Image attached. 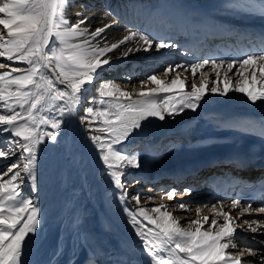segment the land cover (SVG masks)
I'll list each match as a JSON object with an SVG mask.
<instances>
[{"label": "snow or ice", "instance_id": "obj_1", "mask_svg": "<svg viewBox=\"0 0 264 264\" xmlns=\"http://www.w3.org/2000/svg\"><path fill=\"white\" fill-rule=\"evenodd\" d=\"M74 6L75 0H0V264H35L33 257L43 239L38 152L48 141L57 143L66 120L77 115L89 133L86 139L91 141L97 163L102 162L100 174L119 190L118 198L139 237L146 264H264V247L233 251L237 228L247 225L245 230L264 232V220L237 223L245 214L264 213V206L253 208L251 202L235 198L225 211L223 203L208 207L200 201L196 218L183 226L168 205L141 206L142 199L147 202L154 197L129 196L128 189L141 180L124 179L130 175L125 169H139L143 162L126 147H117L149 118L164 121L185 110L196 112L208 93L226 97L237 92L252 104L264 102V30L230 32L238 43V54L232 59L170 64L160 74L146 75L139 91L129 92L115 81L102 80L105 66H112L110 53L119 49V60L139 51L160 52L178 45L171 38L128 26L122 38L109 43L103 34L119 22L111 6L100 17L103 26L94 30L85 26L90 19L85 13L91 11L87 4L79 5L82 11L76 13L75 22L69 20L67 9ZM218 10L229 16L264 18V0H223ZM109 18L110 22H104ZM180 70L190 71V85ZM96 81H101L97 94L88 95ZM232 126L246 131L258 128L264 136V121L259 125L238 121ZM26 183L27 193L23 191ZM260 188L264 191V183ZM162 191L172 200L191 195L194 189ZM129 199L135 201V209L127 207ZM172 207L192 211L188 203ZM204 208L212 215L203 214ZM234 209H239V216L230 214ZM259 244L264 245V240ZM245 254L254 259L243 260ZM95 255L89 264H96Z\"/></svg>", "mask_w": 264, "mask_h": 264}, {"label": "bare ground", "instance_id": "obj_2", "mask_svg": "<svg viewBox=\"0 0 264 264\" xmlns=\"http://www.w3.org/2000/svg\"><path fill=\"white\" fill-rule=\"evenodd\" d=\"M222 2L223 0H75V6L69 7L66 15L70 21L75 22L76 13L82 11L79 5H89L91 11L85 14L90 19L85 26L94 30L103 26L100 17L105 8L110 5L119 22L103 34L107 42L111 43L122 38L124 28L128 26L141 31L147 30L153 35L171 38L178 45L176 48L162 49L160 52L139 51L119 60L117 59L120 55L119 49L110 53L112 66H105L102 80L115 79L129 82L139 72L138 70L156 64L155 60L162 59L163 63L173 61L177 53L189 48L190 41L195 38L188 34V29L196 32L194 35L196 39H200L201 44L203 43L201 33L211 39L210 42H219L225 36L233 37L229 34L230 32L264 30V18L221 14L218 5ZM71 8L74 10L70 11ZM193 14L198 17V21L189 20ZM110 19L104 22H110ZM187 24L190 26L188 29ZM196 50L198 49H193L191 46L189 55L194 56L192 55L194 53L196 54L194 57L205 58L203 51L195 52ZM127 77L131 79H126ZM74 118L70 117L66 120L57 143L48 141L43 145L45 161L49 164L50 170L48 169L49 173L43 174L46 187L43 191L39 187L38 196L41 195L39 201L44 219L41 225L43 239L33 259H40L38 264H86L95 253L94 259L98 264H132L140 261L143 259L144 252L139 237L135 235L134 229L128 222L129 217L123 210L124 205L118 198L119 190L114 189L109 177L100 174L102 162L97 163L93 146L88 143L87 136L83 138L80 136V125L74 122ZM238 121H252L259 125L261 121H264V102L258 101L252 104L242 93L229 92L226 97L208 93L196 112L185 110L175 119L166 117L164 121L149 118L142 122L141 128L135 130L127 141L117 147L146 143L144 139H148V143H157L167 136L178 140L185 138L190 144L198 139L195 147L175 148L176 151L173 150L167 156L157 154V158H153L152 161L156 164L160 162L164 166H170L175 162L186 169L194 168L195 171L202 167L197 176H188L185 172L182 176L186 177H180L187 183L201 182L205 172H210V179L215 174L225 173L229 165L226 166L224 160L221 161L224 165L218 164V161L223 158L233 161L235 164L233 168L238 165L237 160L264 164V136L259 134L258 128L246 131L233 127L232 125ZM171 143L176 142L172 140ZM214 162H217L216 167H206ZM135 170V168H126L125 172L130 175L125 178L132 179ZM160 175L162 173L151 175L155 184L159 181L157 179ZM135 177L142 181V176ZM43 178L42 182H44ZM181 180L178 183H181ZM174 181H176L175 178ZM71 191L77 194L74 200L83 199L84 202L79 210V218L76 217L77 213L74 214L75 211H70L74 205L66 204L69 202L66 199H70L67 198V194L68 196L70 194V197L73 194ZM207 196L211 195L207 194ZM209 199L203 197L199 201L211 207ZM221 201L217 203H222ZM227 202L231 203V200ZM146 205L148 204H143L144 207ZM195 206L201 205L198 203ZM127 207L133 209L128 201ZM236 210L239 209L231 211L235 217L239 216ZM203 214L212 215L208 208H204ZM242 217L264 220V213L253 212L251 215L245 214ZM187 219L189 218H183L181 221ZM78 223L81 224L76 228ZM74 228L77 229H75L76 233L73 231ZM260 234L264 235V232ZM242 259L254 258L245 254Z\"/></svg>", "mask_w": 264, "mask_h": 264}, {"label": "rangeland", "instance_id": "obj_3", "mask_svg": "<svg viewBox=\"0 0 264 264\" xmlns=\"http://www.w3.org/2000/svg\"><path fill=\"white\" fill-rule=\"evenodd\" d=\"M73 10H74V8L70 9V11H73ZM190 17L191 18L189 20L198 21V17H196L195 14L191 15ZM186 26H187V28L190 27L188 24ZM0 27L2 28V26H0ZM187 32L191 36L192 33H190L189 29H188ZM195 34H196V32H195ZM221 36H218V37L221 38ZM192 37L195 38L194 36H192ZM193 42H194V40L190 41L189 44H191ZM191 46H193V48H194V45H189V48H187L188 50L187 49L186 50L185 49L181 50L179 53H177L175 55V58H174L173 61L171 60L169 62L166 61V63H163L162 59H157V61L155 60L156 64H154L153 66L148 67V68H141L140 70H138L139 72L136 75H134L133 79L131 81H129V82H123V81L115 80V79H111V81H115L117 84H119V86L122 89H124L126 91H129V92L139 91L140 90L139 82L148 74H152V73L160 74L170 64H172V65H175V64H178V63L179 64H187L189 62H199L200 60L204 59L203 56H201V58L198 57V56L194 57L196 55L194 53H192V55H194V56L189 55V52H190L189 49H191ZM201 48H202V46H201ZM201 48H199V50H196L195 52L200 51ZM209 51L210 50L208 48L207 53H209ZM205 70H207V69H205ZM180 71H181V78L187 77V83L190 85L192 83V81H193V77L191 76L190 71L189 72H183L182 70H180ZM210 75H213V74L210 73ZM197 76H199V73L197 74ZM161 78L163 79L164 77L161 76ZM232 79L235 80L236 77L233 76ZM100 82H96V83L94 82L93 85L89 86L90 91H89L88 95H96L97 94L96 93V88L99 86ZM196 82H197V84H199V80L198 79H197ZM222 86L223 85H221V87ZM148 87H153V85H149ZM209 87H211V85H209ZM144 90H147V88H145ZM188 90H190V88ZM234 93L237 94V92H234ZM133 99H138V97L134 96ZM83 106H84V104L82 102L81 109L83 108ZM80 114H82V112ZM203 116H205V114H203ZM73 118H74V116H73ZM74 122L76 124L80 125V127L78 125L79 131H80L79 134H80V136L82 138L89 135V133L85 131V128L83 126L81 127L80 120H79V115L75 116ZM0 138H2V137H0ZM172 140H175L176 143L172 144L171 143ZM197 140L193 141L190 144V142L187 141L185 138H180L178 140L177 138L174 139V137H172V136H167L166 138L161 139L157 143H148V139H144V141H146V143H141V144L137 143V144H134V145H127V146L121 147V148H125L126 147L127 150L130 153L138 155L140 160L143 162L142 163V167L135 170L134 177L132 178V179L138 178V177H135V176H139L140 175V176H142V181L139 184H133L132 187H130L128 189L129 196H132V195H135V194L139 193L142 197H154V199L149 200L147 202H145L142 199L141 206H143V204H146V203L148 204V205H146V207H152V206L160 205V204L168 205L169 206V210L172 211L173 215L177 219L180 220V222H181V224L183 226H186L187 221L189 219H195L196 218V215H195L196 206L195 205H197L198 202H200L199 200H201V198H203V197L207 198V199L210 198L209 200H210V204L211 205L213 203H217L219 200H216L211 195V193L207 190V187H206V181L209 178L210 172L209 173L205 172L206 174L204 173L205 175L202 177L203 179H202L201 182L187 183V182H184L183 180H181L180 177L185 178L186 176H182L185 172H187L185 174H188V176H193L194 174L198 175L199 171L202 169V167L198 171H197V169L195 171L194 168L190 169V168L187 167L188 169H186L185 167L179 166V164H176L175 162H173L174 164H172L170 166H164V164H160V162L158 164H156L154 161H152V160H154L153 158H157L156 157L157 154H163L164 156H167L168 154L173 152V150L175 152L176 151L175 148H178V149L179 148L180 149L181 148H188L189 149L191 147H195L196 144L198 143ZM88 143L91 144V141L89 140ZM170 143L172 144L171 146L169 145ZM183 146H185V147H183ZM41 148L43 149V145L41 146ZM44 153H45L44 149H43V151L38 152V176L40 177L39 179L41 180V181L39 180V183L41 184V185L39 184V187L42 189V191L46 187V183L44 181L43 174L45 175L46 173H49L48 169L50 170L49 164H47L46 161H45V154ZM177 158H181V157L177 156ZM223 160H224L225 163L231 162L229 159H226V158L220 159V161H223ZM216 163L217 162L210 163L206 167L207 168L211 167V166L216 167ZM254 164H256V162H254ZM225 165L227 166V164H225ZM2 168H3V165L0 164V169H2ZM230 172H232V170H230ZM159 173H162V175H160V177L157 179L159 181L158 182L156 181L157 184H155V182L153 180V177L151 175H155V174H159ZM143 176H146V177L143 178ZM42 178H43L44 182H42ZM174 178H175L176 181H174ZM124 179H127V178L124 177ZM132 179H129V180H132ZM179 180H181V183H178ZM189 186H191L194 189V191L191 193V195H189V196H187V195H182V196L178 195V196L174 197L172 200L167 199L166 192L162 191V189L166 190V189H169V188H175V189H177L179 191V190H182L185 187H189ZM149 189H151V191ZM23 190H24V192L29 190V185L27 183L23 186ZM71 193H73L72 194L73 197L72 196L70 197V194H69V196L67 194V198L69 197L70 199H66L67 201H69V202H66V204L70 203V205L71 204L74 205V206H72L70 211L71 212L75 211L74 214L77 213L76 217L79 218V215H80L79 210L81 209V205L84 202H83V199H80V200H77V201L74 200L73 198L77 194H76L75 191L74 192L71 191ZM207 194L211 195L214 199L211 196H207ZM39 196H41V195H39ZM39 196H38V198H39ZM221 200H222L221 201L222 203L226 204V205H224L225 206L224 210L225 211H229L230 210V206L229 205L231 204V203L227 202L229 199H221ZM128 202L130 203V205L132 206L133 209H135L137 207V205H136L134 200L129 199ZM179 203H189L190 206L191 205L193 206V207H190L192 209V211L186 213V212H183L182 210H180L178 208L172 207L173 205L179 204ZM66 204L64 203V205H66ZM231 211H234V210H231ZM236 212L239 213V210H236ZM230 214L235 217V214L233 212H230ZM183 218H189V219H187L186 221H184V220L181 221ZM246 219L250 220V218H246ZM242 220H245V218H243V217L241 218L240 217L237 220V223H240ZM80 224L81 223H78V225H76V228H78L80 226ZM44 225H46V223ZM76 228H74V230H73L75 233H76V230H77ZM245 229H247V226H244L243 229L242 228H237V230H239V232H236V239H235V242L237 244V248L234 249L233 251L240 252L243 249L248 248V247H264V245H260L259 244V241L264 240V235L260 234L261 232L260 233L257 232L255 234V233H253L251 231H248V230H245ZM38 260H40V259H38ZM38 260H37V258L34 259V261H36L35 264L39 263ZM248 260H252V259H248ZM89 262H87L86 264H89ZM96 264H98V263H96Z\"/></svg>", "mask_w": 264, "mask_h": 264}]
</instances>
